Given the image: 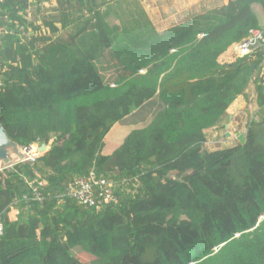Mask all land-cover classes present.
I'll use <instances>...</instances> for the list:
<instances>
[{
  "label": "trees",
  "instance_id": "1",
  "mask_svg": "<svg viewBox=\"0 0 264 264\" xmlns=\"http://www.w3.org/2000/svg\"><path fill=\"white\" fill-rule=\"evenodd\" d=\"M255 6L264 21V0H228L161 31L128 13L129 0L0 4V26L35 7L34 21L60 30L48 42L0 35V125L22 149L49 147L0 172V264H83L78 250L91 264H264V53L231 52L261 28ZM88 21L90 35L73 34ZM111 68L122 71L112 81ZM251 82L259 120L238 145L206 151L204 132L247 99ZM156 98L152 120L103 155L111 128ZM91 173L111 183L115 203L96 209L66 196Z\"/></svg>",
  "mask_w": 264,
  "mask_h": 264
},
{
  "label": "rangeland",
  "instance_id": "2",
  "mask_svg": "<svg viewBox=\"0 0 264 264\" xmlns=\"http://www.w3.org/2000/svg\"><path fill=\"white\" fill-rule=\"evenodd\" d=\"M179 2L182 3V1H179ZM52 4H54V2H51V3L46 2L45 7L49 8L50 6H53ZM119 4L122 8L121 10L117 11V14L119 16H125L126 13H124V10L126 9V7L125 5L121 3ZM182 5L183 4H180V3L179 5L178 4L175 5V7L177 6L179 9L178 11L179 12L181 11V14L184 13L182 12L183 7H184ZM172 8H174V4L172 1L169 2L168 0H129V9H127V12L132 14V16L136 19H137V16L139 19H142L144 21L149 20L151 18L152 22H154L155 26H157L159 24H163L171 20L172 15L174 14V12L176 13V9H177L175 8V10H173ZM30 11L31 12L29 16L27 14L24 15V13H22L21 22L10 18L12 20V24L10 27L5 28L3 26H0V29H4V33H1L0 35L6 39L12 38L18 41L19 43H25L28 39L32 41H46V42L52 41L60 33L59 26L57 25L50 26L43 20L39 19L40 17L36 19V21L33 20V15L34 16L37 15V11L35 7H33ZM118 15H112L110 20L113 22H116V17ZM172 21L174 22L176 21V24H174V26L180 25L182 23L179 17L178 16L176 17L175 15ZM185 21L186 20L183 19V22ZM48 23L53 24L52 22H48ZM22 25L24 27H22ZM93 25L94 24H92L91 21H88L86 25L80 26L79 28H73V34H76L78 38L84 37L86 35H90L94 29ZM170 27L171 25L167 26L166 29H170ZM84 28H86V32L79 31L80 29H84ZM90 49L91 47L87 45L78 46L79 51L88 52ZM38 55L42 56V53L39 51ZM260 59L264 63V54L261 55ZM262 67H264V64H262ZM144 72L145 70L141 71L140 74H143ZM121 73L122 71L115 72L114 68H111L108 71V74L106 76L108 79H111L112 81V80H115V78L119 76ZM256 75H257V71L255 72L254 76ZM114 85L115 84L112 83L110 86L114 87ZM246 93H247V99L243 98L245 102L243 101L239 102L240 108L238 109L239 114L237 115L236 120L233 118H229V117L227 118V115H225V118H224L225 119L224 122H226L224 123L225 125H222L221 123L223 120L222 119L217 125H215L214 127L210 129H207L204 132L205 138H206L204 149L206 151L213 152V151L232 148L238 145L241 142V139L245 136L247 132L248 122L252 120L253 121L259 120V114H258L259 109L256 103L255 85L252 82L250 83L249 88L246 91ZM239 103H236V104L239 105ZM160 106H161L160 100L158 101L154 99L151 102H149L147 106H145V110H143V112L139 111L140 113L138 114V116H133V117H130V119H126L127 128H125V130L128 129L129 131L131 129H135L136 125L141 126V124L150 122L152 118L154 117V115L160 110L159 108ZM135 117H138L137 123H136L137 118ZM232 117H234V114H232ZM133 124H136V125H133ZM233 128H235L236 131H234ZM128 131L126 132L128 133ZM226 134L229 135L228 138L226 137ZM105 142L107 145V152L111 151V147L113 146L115 147V145H117L116 139L114 140V136H112L111 134H109L106 137ZM38 148L39 146L37 144L32 145L30 147L31 156H34V157L41 156V154H39L37 151ZM9 219H10V215H9ZM260 219H261V216L259 217L258 220ZM10 221L14 222L15 217L14 218L12 217ZM77 252H78V255L75 254V256L83 264H91L95 260V257H93L88 252H86V250L85 252L80 251V250H78Z\"/></svg>",
  "mask_w": 264,
  "mask_h": 264
},
{
  "label": "built area",
  "instance_id": "3",
  "mask_svg": "<svg viewBox=\"0 0 264 264\" xmlns=\"http://www.w3.org/2000/svg\"><path fill=\"white\" fill-rule=\"evenodd\" d=\"M3 2L4 0H0V4ZM1 33H4V29H0ZM231 52L235 58L256 56L258 53H264V24L261 28L250 31L243 41L232 47ZM261 80L262 93L264 94V70L261 73ZM233 130L236 131L235 128ZM22 151L27 155V161L24 163L33 162L38 157L31 156L30 147L22 149ZM34 183L30 182L29 187L32 189L34 199L40 201L41 195L38 193V188L42 186L39 185L37 180ZM66 196L75 199L84 207H94L96 209L103 205L115 203L111 183L103 178L97 177L93 173L85 179H75L68 187ZM2 231L3 225L0 221V236L2 235Z\"/></svg>",
  "mask_w": 264,
  "mask_h": 264
},
{
  "label": "crops",
  "instance_id": "4",
  "mask_svg": "<svg viewBox=\"0 0 264 264\" xmlns=\"http://www.w3.org/2000/svg\"><path fill=\"white\" fill-rule=\"evenodd\" d=\"M168 1L169 2L170 1L173 2V4H174V8H172L173 10H175V8H177L176 9V13L173 11L174 14L172 15L170 21H167V22H165L163 24H159V25L155 26V23L152 22V19L151 18L149 19V22L152 25V27H154V28H156L158 30H161V31H166V30H168V29H166L167 26L171 25V27H173L174 24H176V21L175 22L172 21V19H174V15L176 17L177 16L179 17L180 21H182V23L180 25H182L185 22H189L191 20H195L196 18H203V19L207 18L208 16H210L213 13V11L221 9L222 7L226 6L227 3H228V0H168ZM179 1H182V3L179 2ZM179 3L183 4L182 6H184L183 10H182V12H184L183 14H181V11L180 12L178 11L179 9H178L177 6L175 7V5L176 4L179 5ZM254 11H255L256 15L259 17V19L261 20L262 25H263L264 21H263L262 12H261L260 8L258 6H255L254 7ZM183 19L186 20V21L183 22ZM156 100H158V99L156 98ZM151 101L152 100H150V102ZM242 101L245 102L243 97H240V98L236 99V101L228 108V110L226 112L227 118L229 117V118H233V119L236 120V117L239 114V110H238L240 108V103L239 102H242ZM236 103H239V105H237ZM147 104L144 105L141 109L135 110L134 112H132L128 117H126L124 119V121L122 123L119 122V123L115 124L111 128V130L109 131L107 136L109 134L114 136V140L116 139L117 145H115V147L114 146L111 147V151L107 152V145H106V142H105L106 137H107L106 136L105 139H104V148H103V151H102L103 155L109 156L110 154H112L121 145L122 141L124 140L125 136H127V134H129L132 130L141 129V128L145 127L149 123V122H146L144 124H141V126H137L136 124H133V125H136L135 129H131L129 131H128V129L125 130V128H127L126 119H130V117H133V116H138V114L140 113L139 111L143 112V110H145V106H147ZM146 114H148V113H146ZM232 114H234V117H232ZM135 118H137V121H136V123H137L138 122V117H135ZM224 121H225V119L221 122L222 125H225L224 123H226V122H224ZM126 131H128V133ZM226 137L228 138L229 135L226 134ZM9 215H10V219L12 217L13 218L15 217V220H16V217H17V212L16 211L12 210L9 213Z\"/></svg>",
  "mask_w": 264,
  "mask_h": 264
},
{
  "label": "water",
  "instance_id": "5",
  "mask_svg": "<svg viewBox=\"0 0 264 264\" xmlns=\"http://www.w3.org/2000/svg\"><path fill=\"white\" fill-rule=\"evenodd\" d=\"M49 147L40 146L37 151L43 154ZM27 161V155L16 143L12 142L0 125V172Z\"/></svg>",
  "mask_w": 264,
  "mask_h": 264
}]
</instances>
